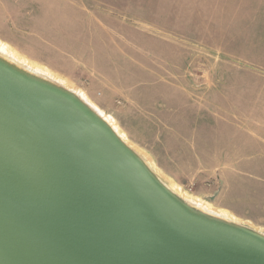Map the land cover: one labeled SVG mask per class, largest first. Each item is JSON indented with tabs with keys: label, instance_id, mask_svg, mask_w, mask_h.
<instances>
[{
	"label": "rangeland",
	"instance_id": "obj_1",
	"mask_svg": "<svg viewBox=\"0 0 264 264\" xmlns=\"http://www.w3.org/2000/svg\"><path fill=\"white\" fill-rule=\"evenodd\" d=\"M0 42L173 193L264 235V0H0Z\"/></svg>",
	"mask_w": 264,
	"mask_h": 264
},
{
	"label": "water",
	"instance_id": "obj_2",
	"mask_svg": "<svg viewBox=\"0 0 264 264\" xmlns=\"http://www.w3.org/2000/svg\"><path fill=\"white\" fill-rule=\"evenodd\" d=\"M0 264H264L66 89L0 57Z\"/></svg>",
	"mask_w": 264,
	"mask_h": 264
},
{
	"label": "bare ground",
	"instance_id": "obj_3",
	"mask_svg": "<svg viewBox=\"0 0 264 264\" xmlns=\"http://www.w3.org/2000/svg\"><path fill=\"white\" fill-rule=\"evenodd\" d=\"M6 43H1L0 42V57L3 58L4 60H6L9 63H12L14 66L21 68L22 70L40 78L46 81H49L55 85H58L64 89H66L67 91L71 92L72 90L67 89L65 86V80L56 77L57 75H55L54 73L50 72L47 68H42L39 67L37 65H33L31 63H29V61L21 58L16 51L14 52V50H11L10 48H8V45H5ZM40 65V64H39ZM67 82V81H66ZM73 93V92H71ZM74 96H76L78 99H80L82 102H84L91 110H93L98 117H100L102 120V112L98 109V107L95 106V104H93L88 97L83 94V92H77L76 94H73ZM111 120V119H110ZM113 122V121H111ZM114 127V126H113ZM112 129V131L118 136V138H120L122 141L124 140L122 133L118 130V127H110ZM124 142V141H123ZM127 145V144H126ZM157 170V169H156ZM173 189V188H171ZM174 190V189H173ZM175 191V190H174ZM178 196L183 199L188 205L203 211L206 214L218 217V218H222L225 220H232L231 216L225 212V211H215L212 210L211 208H209V206H206L205 204H203L201 201L197 200V198H193L189 195L182 194V192H177L175 191ZM201 203L203 205H205V207L201 206ZM235 219H233L234 221Z\"/></svg>",
	"mask_w": 264,
	"mask_h": 264
},
{
	"label": "crops",
	"instance_id": "obj_4",
	"mask_svg": "<svg viewBox=\"0 0 264 264\" xmlns=\"http://www.w3.org/2000/svg\"><path fill=\"white\" fill-rule=\"evenodd\" d=\"M236 170L243 172V170H241V168L238 167H236Z\"/></svg>",
	"mask_w": 264,
	"mask_h": 264
}]
</instances>
